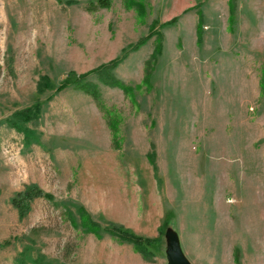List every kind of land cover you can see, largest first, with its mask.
Here are the masks:
<instances>
[{
	"label": "rangeland",
	"instance_id": "rangeland-1",
	"mask_svg": "<svg viewBox=\"0 0 264 264\" xmlns=\"http://www.w3.org/2000/svg\"><path fill=\"white\" fill-rule=\"evenodd\" d=\"M75 1L0 0V264H172L174 240L192 264H264V0H111L94 11ZM152 26L162 49L150 86L156 36L113 70L141 86L135 101L88 77L117 115L114 137L97 101L55 88ZM36 102L25 144L7 119ZM27 184L53 198H33L19 218L10 198ZM77 204L155 238L151 259L85 233Z\"/></svg>",
	"mask_w": 264,
	"mask_h": 264
},
{
	"label": "trees",
	"instance_id": "trees-1",
	"mask_svg": "<svg viewBox=\"0 0 264 264\" xmlns=\"http://www.w3.org/2000/svg\"><path fill=\"white\" fill-rule=\"evenodd\" d=\"M66 2L74 3L76 1L66 0ZM129 2L130 1H128V3ZM110 4H111V0H89L87 1L85 8L87 11H94L98 8H108ZM198 14L200 16L197 26V31H198L197 37L199 40L200 32H201L202 16L200 11ZM177 18L178 17H173L168 21L160 23L159 27H164L166 25L173 24L174 22H176ZM152 36H156L155 38L156 40L152 52L150 53L149 58L145 62L144 77L142 79V83L144 85H146L147 87L150 86V81H151L150 68L152 66L153 61L156 60L157 56L160 54L162 49V44H161L162 34L159 31H157L154 26L151 27V30L146 35L139 38L136 42L128 44L127 46L123 47L120 53L111 60L82 73H76L75 71L70 70L56 86L55 91L59 92L67 87H73L92 97L95 101L99 103V108H101V110L107 114L108 126L112 131V136L115 137L117 132V125H118L117 115L113 111H111V109H107L104 105L100 103L101 93L97 88V86L88 80V77L94 75L103 84L108 85L110 87H117L121 89L125 94H127L131 98L132 101H135L134 90L139 89L141 86L139 84L135 86L124 84L123 81H121L119 78H117L114 75L113 70L115 69V67L118 66L119 63H121L126 58V56L130 52L137 50ZM41 86L44 85L38 83L37 88L39 91L42 89ZM40 108H41L40 103L36 102L31 106H26L23 107L22 109L16 110L12 114V116H10L7 119V124L10 127H13L17 131L23 133L25 144H30L32 140L31 134L33 133L31 129L27 127L26 123L30 122L32 119L37 118L38 113L40 112ZM147 157L151 163H154L152 151H150L147 154ZM40 196L48 200L53 198V196L50 193L44 192L35 184H27L21 190L15 192V194L10 198V203L14 208H16L19 218H22L26 215V213L29 210V202L33 198ZM75 212L79 219L78 226H80L85 233H92L97 238H102L105 234L109 235L110 237L115 239L118 243L131 244L135 252L140 253L142 257L145 259H151L152 257L151 251L148 249V246L152 245L155 242V238L141 236L135 233L134 231H132L131 229L114 222H106L104 225H101L98 221L93 219L92 215L81 204L76 205ZM69 213L72 218L73 217L72 211L69 210ZM39 258H40L39 261L43 262L42 264H55V263H50L49 261H45L44 257L43 258L39 257Z\"/></svg>",
	"mask_w": 264,
	"mask_h": 264
},
{
	"label": "water",
	"instance_id": "water-1",
	"mask_svg": "<svg viewBox=\"0 0 264 264\" xmlns=\"http://www.w3.org/2000/svg\"><path fill=\"white\" fill-rule=\"evenodd\" d=\"M169 259L172 264H192L183 254L177 240H174L172 242V248L169 254Z\"/></svg>",
	"mask_w": 264,
	"mask_h": 264
}]
</instances>
